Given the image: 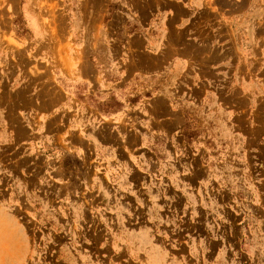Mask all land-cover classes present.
<instances>
[{
  "label": "rangeland",
  "instance_id": "rangeland-1",
  "mask_svg": "<svg viewBox=\"0 0 264 264\" xmlns=\"http://www.w3.org/2000/svg\"><path fill=\"white\" fill-rule=\"evenodd\" d=\"M0 264H264V0H0Z\"/></svg>",
  "mask_w": 264,
  "mask_h": 264
},
{
  "label": "crops",
  "instance_id": "crops-1",
  "mask_svg": "<svg viewBox=\"0 0 264 264\" xmlns=\"http://www.w3.org/2000/svg\"><path fill=\"white\" fill-rule=\"evenodd\" d=\"M83 81H81L80 79L78 80V82L80 83V84H82V85H84V87H86V89L84 88V91H86L87 93H88V91L90 90V87L84 82V81H86V79L85 78H83L82 79ZM87 88H88V90H87ZM122 91H127V89H123ZM87 93H86V95H87ZM125 95H127V96H133V95H131L128 91H127V93L125 94ZM79 99V98H78ZM140 104H141V102H140ZM143 105V104H142ZM119 111H121L120 113H121V115L119 116V118L121 119V120H123L124 121V119H125V117H126V115H127V112H128V108L127 107H125V108H123L122 110H119ZM88 114L89 115H91L92 117L94 116V113H92V111L91 110H88ZM146 122H148V120L147 119H142V118H140L139 120H137V123L139 124V125H142L143 127H146ZM106 154H113V152H111V151H106ZM4 219H6L7 220V218H4ZM8 220L6 221V224H7V226H5L4 228H3V230L1 229V233L2 232H7V237H10L9 236V234L11 233L9 230L11 229L10 227L11 226H9L8 225ZM5 230V231H4ZM3 234V233H2Z\"/></svg>",
  "mask_w": 264,
  "mask_h": 264
}]
</instances>
